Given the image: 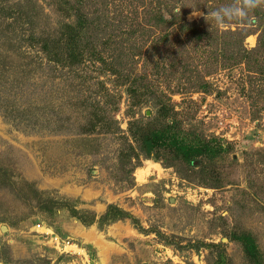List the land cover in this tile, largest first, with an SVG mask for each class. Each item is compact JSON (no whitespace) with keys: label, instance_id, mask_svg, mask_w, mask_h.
Instances as JSON below:
<instances>
[{"label":"rangeland","instance_id":"1","mask_svg":"<svg viewBox=\"0 0 264 264\" xmlns=\"http://www.w3.org/2000/svg\"><path fill=\"white\" fill-rule=\"evenodd\" d=\"M60 1L0 0V264H264V72L212 61L208 44L178 55L176 47L187 44L174 37L152 49L146 11L154 0H86L100 18L99 58L87 52L80 64L57 62L28 36L74 21ZM206 1L168 6L178 2L192 21ZM125 21L140 25L129 40L115 29ZM256 41L253 33L245 44ZM133 79L173 105L183 131L224 151L191 160L166 147L139 154L131 123L153 128L163 119L150 104L155 95L132 105ZM53 200L96 219L115 204L136 220L87 225ZM240 236L254 241L257 260Z\"/></svg>","mask_w":264,"mask_h":264},{"label":"trees","instance_id":"2","mask_svg":"<svg viewBox=\"0 0 264 264\" xmlns=\"http://www.w3.org/2000/svg\"><path fill=\"white\" fill-rule=\"evenodd\" d=\"M160 1H162L163 5L160 4ZM169 1L171 0H154V6L146 11V13L150 14L149 20H152V27L154 26V28L150 27L153 32L151 35L152 40H149L152 49L158 50L161 47H166L168 42L171 43L172 37L182 40L181 43L187 44L176 47L178 55H181V51L189 47L195 48L198 45L208 44L212 46L209 49V57L212 61H220V64L225 67L244 65L247 70H253L256 74L259 73L262 75V72H264V0H257V4L254 7H246L244 0H235L233 5H227V3L224 5L226 0H211V3L206 1L205 6L195 7V10H203L204 15L199 20L192 21L185 18V12L183 10L186 8L179 6L178 2L169 7ZM59 7L64 11L68 10L65 11L66 17L71 16L70 12H73L74 21L70 23L62 22L58 32L48 30L46 37H42L41 35L35 36V34L30 33L34 29V23L29 18L28 21L32 25L30 26L31 23L28 24V33H30L28 39L31 40L32 37H36L37 42L40 44V51L54 58L52 60L57 62H60L61 59L67 61L69 64L77 65L82 63L83 56L87 52L99 58L100 52L95 38H98L100 33V18L97 17L99 14H95L94 12V15L91 14V11L86 7V0H61ZM242 8L247 13L246 16L239 14ZM0 9H3L1 4ZM212 9L218 22L226 23L229 25L228 28L225 29L216 23L210 22V20H215L214 16H210V10ZM235 10H238V12ZM20 15L18 13L17 17L19 18ZM126 21L124 22L126 25L119 23L115 29L120 33V37L123 35L129 40L134 33L140 31L138 29L140 25L139 23L136 25L135 23H127ZM231 25H235V28L232 29ZM113 31L114 23H112L111 33ZM142 31L144 32L145 30H141V33ZM44 33L45 31L42 32V34ZM253 33H257L256 45L254 47H247L245 39ZM56 34L58 35L55 37ZM7 40L9 39L6 38L5 41L7 42ZM110 40L109 38L108 42ZM125 40H119V49L122 48ZM143 47L141 46L140 48ZM127 48H130V46ZM61 53H63L62 57ZM175 59V63L171 64V68L173 69L176 67L175 64L179 65L180 63L177 61L179 60L177 57ZM200 59H202V64L206 65L208 60L202 57ZM91 62L95 63L96 61L91 59ZM5 66V63L0 61V70H3ZM182 67L185 70L187 69V65L184 63ZM171 72H166L168 74L167 77H169ZM2 78L1 76L0 79ZM141 80L144 79L141 77ZM199 81L198 88L205 90L208 84L202 78ZM141 91L143 92L141 93ZM127 92L132 98V105L150 103V98L147 94L153 96L156 94V91H151L150 86L143 82H137V79L130 81ZM155 97V102L150 104L155 107V117L157 119L162 118L163 122L153 128H143L140 120L136 119L130 125L129 131L136 143L135 148L139 154L147 157L154 150L166 147L181 158L189 160L197 153L213 157L224 151L225 148L218 142L207 143L200 136L183 131L176 119V112L173 110V105L167 103L163 99V95L157 94ZM167 99L170 100L168 97ZM130 146L132 145L130 144ZM132 149L134 148L132 147ZM52 202L66 204L71 216L87 225L96 221L107 223L126 217L131 218L133 221L136 220L131 214L115 204L107 205L105 212L96 219V214L93 212L86 211L79 213L67 200H53ZM240 238L245 244L244 249L249 259L257 260L259 258V251L254 241L250 236H240Z\"/></svg>","mask_w":264,"mask_h":264},{"label":"clouds","instance_id":"3","mask_svg":"<svg viewBox=\"0 0 264 264\" xmlns=\"http://www.w3.org/2000/svg\"><path fill=\"white\" fill-rule=\"evenodd\" d=\"M244 4L246 7H254L257 4V0H244ZM241 16H246L247 13L244 12L243 8L240 9V13Z\"/></svg>","mask_w":264,"mask_h":264},{"label":"bare ground","instance_id":"4","mask_svg":"<svg viewBox=\"0 0 264 264\" xmlns=\"http://www.w3.org/2000/svg\"><path fill=\"white\" fill-rule=\"evenodd\" d=\"M139 178V177H138Z\"/></svg>","mask_w":264,"mask_h":264}]
</instances>
